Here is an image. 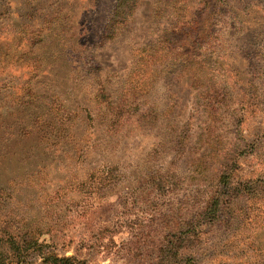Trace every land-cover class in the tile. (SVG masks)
<instances>
[{
  "label": "rangeland",
  "instance_id": "1",
  "mask_svg": "<svg viewBox=\"0 0 264 264\" xmlns=\"http://www.w3.org/2000/svg\"><path fill=\"white\" fill-rule=\"evenodd\" d=\"M116 3L0 0V211L78 264H264V0ZM58 111L80 157L16 136Z\"/></svg>",
  "mask_w": 264,
  "mask_h": 264
},
{
  "label": "trees",
  "instance_id": "2",
  "mask_svg": "<svg viewBox=\"0 0 264 264\" xmlns=\"http://www.w3.org/2000/svg\"><path fill=\"white\" fill-rule=\"evenodd\" d=\"M128 0H117V3L114 6L113 14L110 16L115 19L118 17H125V12H122L120 9L125 5ZM129 5V4H128ZM131 6V5H130ZM133 6L130 8V10ZM213 7V11H216ZM124 19V18H123ZM112 20H109L111 22ZM201 28L197 32L200 34L203 32L204 28H206L207 19H201ZM107 28L104 30L102 34V39H107L110 37V34H107ZM101 42V41H100ZM196 42H192L195 45ZM184 54H182L183 56ZM104 91V90H102ZM104 103L109 108L108 113L110 115H105L106 117H112V111H114L115 101H111L110 98L105 100ZM86 114V109H83ZM58 117V122H49L44 116H35L31 122V126H22L19 128L16 133H10V136H17V138L25 139L26 137L33 138H49V134L52 131L59 133V140H70L72 143H75L74 140L76 138L75 133L68 131L66 128V123L70 121V116H63L61 112H56ZM79 114L75 115L78 116ZM85 116V115H84ZM89 113L87 114V117ZM83 116H78V118H82ZM89 121H93L92 117H88ZM29 127L30 130L26 128ZM90 141V137L83 136L80 140L81 144H77L79 147V157L85 153V148L82 145L86 140ZM47 140V139H46ZM83 149V150H81ZM83 151V153H82ZM2 191L0 190V193ZM226 196H223L222 199H225ZM20 202V199L17 196H14L12 193L8 195L0 194V208L5 207L8 204ZM218 208L219 204L216 203ZM215 204V205H216ZM219 209L214 210L211 213L212 220H215V215ZM26 214L19 215L16 214L13 210H7L6 214L4 213V209L0 211V264H78L74 257H66L63 254H60V250L65 249V245L58 243L59 238V229L55 225H48V222L52 219V214H48L45 212L42 217V224L40 221H36L35 225L26 223L27 218H25ZM40 222V223H38ZM60 248V250H58Z\"/></svg>",
  "mask_w": 264,
  "mask_h": 264
}]
</instances>
